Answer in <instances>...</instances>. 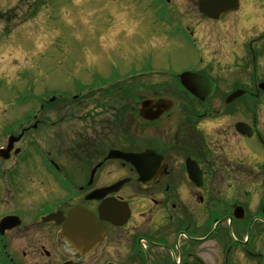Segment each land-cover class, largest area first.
Returning <instances> with one entry per match:
<instances>
[{"label":"flooded vegetation","instance_id":"obj_1","mask_svg":"<svg viewBox=\"0 0 264 264\" xmlns=\"http://www.w3.org/2000/svg\"><path fill=\"white\" fill-rule=\"evenodd\" d=\"M190 1L199 10L201 0ZM200 15L218 46L206 43L207 59L190 69L203 78L196 84L199 96L178 85L160 86L172 96L158 90L138 100L151 101L150 109L173 102L155 121L141 116V106L115 110L113 149L149 152L150 158L134 165L107 160L101 107L85 108L73 120L67 156L43 149L33 153L38 157L25 154L27 142L43 143L31 137L48 126L43 112L56 100L24 114L19 133H8L20 139L6 158L0 156V221L12 218L11 228L0 232V264L24 263L17 242L29 247L22 251L29 264H264V0H240L239 11L220 20ZM233 94L238 96L228 102ZM56 126L59 121L47 128ZM113 185L111 194L89 199ZM49 188L53 194L43 200ZM11 202L19 207L10 210ZM76 208L101 225L102 240L86 256L63 237L66 221H44Z\"/></svg>","mask_w":264,"mask_h":264},{"label":"rangeland","instance_id":"obj_2","mask_svg":"<svg viewBox=\"0 0 264 264\" xmlns=\"http://www.w3.org/2000/svg\"><path fill=\"white\" fill-rule=\"evenodd\" d=\"M200 14L190 0H0V144L7 143L10 130L19 133L21 118L39 112L43 99L62 96L70 102L78 95L64 107L57 99L46 105L45 124L59 121V126L33 134L32 141L43 143L38 148L27 142L26 156L38 157L33 153L42 155V149L69 155L70 125L90 107L105 108L109 143L103 147L110 151L116 142L111 127L116 109L140 107L138 100L153 96L160 86L176 85V76L207 59L206 43L218 46L207 37L210 25L200 21ZM92 88L102 89L85 92ZM160 91L172 96L168 89ZM48 191L43 200L53 194ZM18 207L11 202L9 209ZM15 246L19 263L29 264L22 258L29 247Z\"/></svg>","mask_w":264,"mask_h":264},{"label":"water","instance_id":"obj_3","mask_svg":"<svg viewBox=\"0 0 264 264\" xmlns=\"http://www.w3.org/2000/svg\"><path fill=\"white\" fill-rule=\"evenodd\" d=\"M200 8L208 17L219 19L228 12L236 11L238 9V0H202ZM194 77H196V75L193 73H184L181 75V82L190 92L196 94V91L191 87V81ZM237 96L238 94L232 95L228 99V102H232ZM150 104V101L144 102L142 104V110L140 111L141 116L150 121L159 119L166 111L173 108V104L168 101H160L152 109L147 108ZM243 132L246 133L244 130ZM133 157L134 155L131 154L124 155L119 152H111L108 158L124 159L127 162H133ZM110 191H112V189H109L107 193ZM102 211L101 208L100 212L102 213ZM11 219L12 218H8L5 220L2 223L1 228H6L7 223ZM53 219L55 218L53 217ZM49 220H52V218ZM61 221L62 220H57V222ZM9 227L11 228V225H9ZM71 235L73 236L72 238ZM63 236L71 245L78 244L80 252L85 254L93 250L101 242V225L96 221L92 214L85 210H76L71 214L69 220H67L64 226Z\"/></svg>","mask_w":264,"mask_h":264}]
</instances>
